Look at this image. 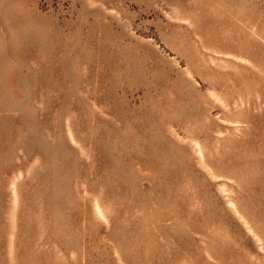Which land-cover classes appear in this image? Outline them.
Here are the masks:
<instances>
[{
	"label": "rangeland",
	"instance_id": "1",
	"mask_svg": "<svg viewBox=\"0 0 264 264\" xmlns=\"http://www.w3.org/2000/svg\"><path fill=\"white\" fill-rule=\"evenodd\" d=\"M0 264H264V0H0Z\"/></svg>",
	"mask_w": 264,
	"mask_h": 264
}]
</instances>
